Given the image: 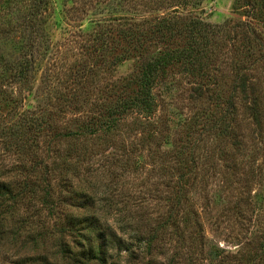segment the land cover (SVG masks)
<instances>
[{"label":"rangeland","instance_id":"374dc122","mask_svg":"<svg viewBox=\"0 0 264 264\" xmlns=\"http://www.w3.org/2000/svg\"><path fill=\"white\" fill-rule=\"evenodd\" d=\"M247 1L0 0V182L22 193L0 197V264H264V0ZM195 20L207 44L159 75L152 111L82 134Z\"/></svg>","mask_w":264,"mask_h":264},{"label":"trees","instance_id":"16d2710c","mask_svg":"<svg viewBox=\"0 0 264 264\" xmlns=\"http://www.w3.org/2000/svg\"><path fill=\"white\" fill-rule=\"evenodd\" d=\"M38 2H41V0H38ZM248 5H251L250 9L254 10L255 7L252 6V2L247 1ZM41 3L38 5L40 8ZM160 21H156L157 24L155 26V29L153 30V33H158L161 37H164L166 34V30L165 29H169L170 25L169 22L170 20L167 18H160ZM201 23H203L201 20L197 21H193L192 25L187 26L184 29H188V32L190 34L189 37L192 38L191 40V45L189 47H187L184 50H169L166 51L160 55H158L157 57H155L152 60L147 61L144 65H142V68L140 70V74L137 76L136 78V83L138 84V90L136 92V94L134 96L131 95H123L121 96V94L118 96V98L113 102V105H110L109 108H107V110H105L104 112H100L98 114H95L93 116V118H91V120L89 122H87L85 124V127L82 129V134L83 133H90L94 130V128L96 126H102L105 125V127L107 128H112L114 127L118 122H120L121 119H124V115L126 113H128L129 111H133V109H139V110H149L152 111V109L154 108L155 105V94L153 92L154 87L158 84V82L160 81L159 75L161 74H165L167 72V68L173 64L174 60L176 59V57L179 58H184L186 62L189 61L190 63H193L194 58L196 57V47H200L201 45L204 47L206 46L207 43H203L202 44V40L204 37L203 34H200L202 30L201 28ZM171 33L172 30L169 29L168 33ZM131 33H133V31L130 30H126L124 31V35L123 37L125 39H128L131 42H135V43H140L142 42V39L140 40L135 38L134 36H131ZM166 34V35H167ZM107 35L106 33L101 35V37L99 38V41L104 42L106 44L107 48L112 49V46H110L113 42L115 38L109 37V36H105ZM108 37L111 38L110 41L108 40ZM142 38H145L144 36H142ZM32 67L29 63V67L28 64L26 66V63L23 62L22 63V68L19 71V73H17V75L21 78L24 75V72L28 70H30ZM24 77V76H23ZM244 77V76H243ZM242 86H246L247 84V79L244 77L242 78ZM246 90V89H245ZM228 107L230 108H235V102L233 99H231L228 103ZM230 113V112H229ZM228 113H227V109H223L220 111V115L217 118V124H219L218 126H226V129L229 128V125H227V123H225L226 119H227ZM22 194V193H19ZM17 194V195H19ZM17 195H12V191L9 189H6V187L3 185V183L0 182V197L1 199H12L14 200L16 198ZM93 217L92 216H87L85 218L84 221L81 222V226H74V228H72L71 230L73 232H76L77 234H80L85 226L84 225H89V223H92L93 221ZM82 237H84L83 235H81Z\"/></svg>","mask_w":264,"mask_h":264}]
</instances>
